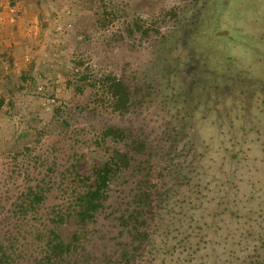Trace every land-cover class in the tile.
Masks as SVG:
<instances>
[{"label": "rangeland", "instance_id": "rangeland-1", "mask_svg": "<svg viewBox=\"0 0 264 264\" xmlns=\"http://www.w3.org/2000/svg\"><path fill=\"white\" fill-rule=\"evenodd\" d=\"M111 78L131 89L126 114L111 112ZM111 127L134 147L106 137ZM147 151L174 184L160 198L154 264H255L264 230V0H0V212L13 207L7 187L68 184L72 164L87 175L111 154L133 156L136 170ZM16 159L32 160L28 185L3 175ZM138 177L113 189L97 257L111 244V207L118 212ZM53 192L37 210L66 200ZM75 228L65 225V235Z\"/></svg>", "mask_w": 264, "mask_h": 264}, {"label": "trees", "instance_id": "trees-1", "mask_svg": "<svg viewBox=\"0 0 264 264\" xmlns=\"http://www.w3.org/2000/svg\"><path fill=\"white\" fill-rule=\"evenodd\" d=\"M104 86L111 99V112L128 113L134 106L131 89L117 78L109 79ZM104 133L106 137L111 135L112 140L130 139L129 142L134 144L133 136L129 137L127 131L119 127H111ZM141 144L136 145L135 153H139ZM17 154L29 158L25 152L18 151ZM143 156L144 162L136 170L130 169L135 158L127 154L117 156L122 163L111 154L110 160L96 166L87 175H81L77 172V164H72L66 169L69 176L64 175V181L69 182L64 185L62 181L50 184L45 180L30 185L27 178L32 160L19 162L16 159L17 162L3 175H9V178L22 175L29 185L20 192L5 188L7 196L4 197L13 207L5 214L0 212V264H154L155 242L161 237L165 224L160 198L173 193L174 184L170 173L161 162H156L151 152L147 151ZM124 159L126 161H122ZM134 171L139 177L126 193L123 206L118 207V212L111 207V220L115 223L111 244L109 242L106 250L97 257L98 241L104 239L99 218L110 206L109 201L112 202L113 189L117 191L120 185L127 183L128 176ZM54 190L59 198L66 200L42 212L37 210L36 205ZM60 193L67 195L62 198ZM17 215L19 217L15 219ZM30 218L35 223L31 224ZM65 225L77 228L65 235ZM259 241L254 263L264 264V230Z\"/></svg>", "mask_w": 264, "mask_h": 264}]
</instances>
